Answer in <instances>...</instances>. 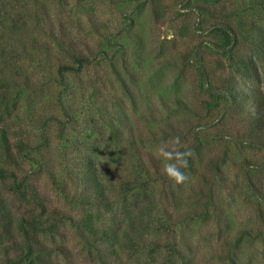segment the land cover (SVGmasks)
I'll return each mask as SVG.
<instances>
[{
  "label": "rangeland",
  "instance_id": "374dc122",
  "mask_svg": "<svg viewBox=\"0 0 264 264\" xmlns=\"http://www.w3.org/2000/svg\"><path fill=\"white\" fill-rule=\"evenodd\" d=\"M73 52L90 64L69 78L68 116L59 87L46 82ZM0 127L14 144L37 143L45 130L52 149L42 157L69 191L78 155L70 143L94 142L117 170L114 182L137 174L122 145L142 146L151 195L100 212L120 238L94 245L92 264H264V0H0ZM161 149L192 156L184 167ZM28 156L18 173L29 180L28 198L18 199L9 181L0 190L17 209L40 201L50 214L74 217L54 243L45 241L72 250L54 252L55 264L86 258L82 208L63 200L40 156ZM168 163L185 173L183 183L166 175ZM138 215L145 226L126 240ZM2 231L0 224V264H13L18 249Z\"/></svg>",
  "mask_w": 264,
  "mask_h": 264
},
{
  "label": "trees",
  "instance_id": "16d2710c",
  "mask_svg": "<svg viewBox=\"0 0 264 264\" xmlns=\"http://www.w3.org/2000/svg\"><path fill=\"white\" fill-rule=\"evenodd\" d=\"M70 57L71 62H59L56 64L57 66H51L53 69L55 67L54 73H51L53 80L50 77L49 81L46 82V86H52L54 82V85L59 87L57 101L64 111L67 109L63 101L64 96L67 97L74 94L71 88L70 76L78 75L90 64V58L84 54L73 52L70 54ZM49 82L51 85L48 84ZM227 91L230 93V97H234L232 96L233 89L228 88ZM66 113L68 116H71L69 112L66 111ZM50 117L52 118V116ZM50 117H45V121L49 120ZM65 126L66 122L61 121L59 123V137H66V134H64ZM8 130L6 127H0V180L5 183L9 181V186L12 187V191L18 199L28 198L32 191L29 189V180L26 177L20 179L18 173L24 169L26 159L29 157L28 155L37 154L40 156V161L37 162L38 165L41 163L40 167H44L47 173L53 177L52 179H54L55 185L60 190L63 200L69 199L68 204H77L82 208L77 224L80 229V234L84 238L82 243L83 250L86 251V258H82L80 261L67 258L65 263L60 261L56 264L96 263L93 259H90L93 256V246L97 245V243L99 245L101 243H107L113 237L120 238L118 234L120 229H113L102 223L100 212L111 211L115 204L127 201L128 199L140 200L144 196L151 195L149 188L152 174L145 161L146 154L142 146L138 145L133 139L127 144L122 145L124 152L135 159L137 174L133 176V180L121 175L118 177V181L114 182L113 174L117 170L113 172V166L101 160V155L98 153L101 149L94 142L83 147L78 146L76 141L70 143L77 147L78 155L75 157L74 167L71 168V178L75 184V189H70L69 191L64 174L63 176L60 174L59 177L55 173L54 168L51 167L50 159L42 157L43 151L49 152L52 149V141L46 137V131L43 130L40 141L37 143H33L34 141L32 139L25 140L21 138L19 139L20 141L14 144L11 141ZM68 142H70L69 139L61 144L64 146ZM15 145L17 149H15ZM27 151H30L28 152L29 154L26 153ZM67 156L64 153L63 158L67 160ZM33 162L36 161L34 160ZM9 165L12 167L9 168ZM55 176L58 179H55ZM132 183L134 184L133 187L131 185ZM14 195H10L12 200H14ZM10 197L3 194L0 190V224L4 230L2 231V236L12 241V244L18 249L16 250L15 257L11 259V262L13 264H55L54 258L52 259L54 252L57 255L63 256V258L69 257L72 250L68 245L60 244L53 246L45 240L49 239L54 243L56 237L62 233V226L65 228L67 222L71 226H74V217H66L63 215L65 210H62L61 213L60 210H54L50 214L47 210L46 203L40 201L38 204H35V207L33 205L31 210L17 209V206L11 202ZM32 197L33 199H35L34 197L38 198V194H34L33 192ZM49 215L52 218H48ZM135 218V222L129 225L124 231L126 240L133 241V238L140 230L139 227L143 226L144 228L145 226L143 224V215L135 216ZM137 222L139 223L138 225ZM94 259L97 260L95 257Z\"/></svg>",
  "mask_w": 264,
  "mask_h": 264
},
{
  "label": "clouds",
  "instance_id": "9594fccd",
  "mask_svg": "<svg viewBox=\"0 0 264 264\" xmlns=\"http://www.w3.org/2000/svg\"><path fill=\"white\" fill-rule=\"evenodd\" d=\"M177 143H179V138L176 140ZM161 155L168 159L169 161L176 160L182 164V166L187 167V157L192 156L191 150H187L184 152L180 151H165L164 149H161ZM164 171L166 175L174 180L176 183H183L187 176L184 172L180 171V168L177 167L175 163H168L165 165Z\"/></svg>",
  "mask_w": 264,
  "mask_h": 264
}]
</instances>
